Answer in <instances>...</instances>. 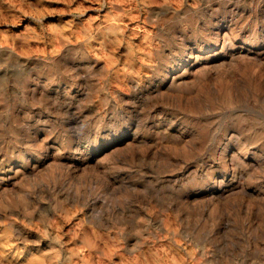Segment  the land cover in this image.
Segmentation results:
<instances>
[{
	"label": "rangeland",
	"instance_id": "rangeland-1",
	"mask_svg": "<svg viewBox=\"0 0 264 264\" xmlns=\"http://www.w3.org/2000/svg\"><path fill=\"white\" fill-rule=\"evenodd\" d=\"M0 264H264V0H0Z\"/></svg>",
	"mask_w": 264,
	"mask_h": 264
},
{
	"label": "bare ground",
	"instance_id": "bare-ground-1",
	"mask_svg": "<svg viewBox=\"0 0 264 264\" xmlns=\"http://www.w3.org/2000/svg\"><path fill=\"white\" fill-rule=\"evenodd\" d=\"M223 40V39H222ZM236 54V53H235ZM237 55H239V54H237ZM230 56V55H229ZM233 57H234V55H233ZM237 57V56H236ZM228 58V57H227ZM230 58V57H229ZM210 60V59H209ZM205 62V61H204ZM240 62V61H239ZM234 63H236V62H234ZM201 64H203V63H201ZM204 66V65H203ZM232 66V65H231ZM188 70H190V69H188ZM182 79V78H181ZM172 80V79H171ZM168 83V82H167ZM171 83V82H170ZM177 83V82H176ZM179 83V82H178ZM181 84V83H180Z\"/></svg>",
	"mask_w": 264,
	"mask_h": 264
}]
</instances>
